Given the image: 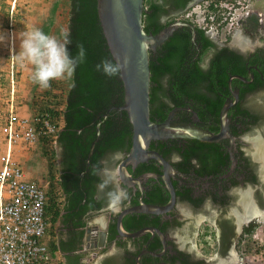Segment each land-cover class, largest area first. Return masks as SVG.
<instances>
[{"label": "trees", "instance_id": "1", "mask_svg": "<svg viewBox=\"0 0 264 264\" xmlns=\"http://www.w3.org/2000/svg\"><path fill=\"white\" fill-rule=\"evenodd\" d=\"M189 1L143 0L141 18L143 31L157 33L172 22ZM55 6L56 0L50 6L47 21H44L40 27L45 33L49 26L54 24ZM65 6L67 10L65 31L69 33L70 40L67 45L69 54L77 58L79 47L82 45L85 58L83 62L77 64L74 74L66 79L63 88L55 92L56 82H51V87L43 91V98H40L39 102H29V106L40 118L47 114L51 120L56 119L60 123L55 138V144L61 148L62 154L60 161L58 160L57 174L55 176L51 172V165L48 164L46 167L48 174L46 179H43L46 182L43 188L44 220L48 228L60 216L63 225L73 229L83 226V213L87 209L102 208L104 203L114 198L116 188L111 192L107 190L104 197L98 200L93 198L92 185L97 182L98 185H103L102 180L98 181L95 172L102 168L100 159L103 154L128 149L131 126L125 111L117 110V107L123 103V90L118 73L108 75L105 72L104 61L114 66L116 64L101 33L96 0H66ZM257 21V13L251 12L247 15V25L243 26L245 34L250 37L255 36ZM61 34L62 32L58 37ZM226 39L229 41L230 38ZM227 40L218 45L205 35L202 29L194 26L192 31L190 27L181 25L175 28L166 40L155 46L154 50L147 51L150 73L148 115L151 121H162L167 112L174 107H188L196 114L198 120L195 124L216 132L219 110L225 103V98H231L229 88L237 87L239 97L258 86L264 88V45H259L252 51L240 52L230 48ZM209 53L211 56L207 65L203 67L201 61ZM233 75H238L243 80L232 77L230 87L228 80ZM259 107L252 105L233 111L231 119L235 118L236 123L241 125L239 128L231 126L234 136L248 133L253 127H258L264 122V111ZM228 109L227 112L230 113ZM177 115L179 122H190L189 112L178 110ZM95 137L97 139L93 144L92 152L87 157L89 145ZM36 142L45 144L51 142V139L39 137ZM221 147L218 142L169 138L156 147V151L166 160L169 159L171 152L177 153L179 159L172 162L175 168L184 173L193 169L195 173L202 175L216 170L218 168L216 165L226 166L228 154ZM192 160L195 163H192ZM171 184L173 188L176 187L175 181ZM186 192L176 190L180 198L189 199ZM146 194L148 197L143 199L146 203L159 205L165 203L169 197L168 191L162 189L161 184L151 193ZM119 202L123 204L125 199ZM198 204L199 202L196 201L195 207ZM147 217L149 215L145 213H127L121 219V226L125 231L131 232L137 228L135 225L137 221H142L140 223L142 225L150 224L145 221ZM179 224V221L175 222L176 226ZM164 225H162L163 229ZM204 225L207 227L206 224ZM256 229L257 224L254 222L243 226L239 240L251 235ZM82 232L79 229L76 235L71 236L66 242L59 240L58 247L66 252L74 251L76 247L78 249ZM114 234L115 228L112 222L108 227V241L114 239ZM227 235L228 233L220 230L222 241L228 239ZM127 240L128 238L123 237L115 239L116 246L122 249L119 254L123 264L133 263L138 251L137 249L131 256L130 250L125 245ZM203 241L205 242L204 239ZM157 247L159 242L154 239L148 244L147 249L153 251ZM54 249L55 246H52L51 250ZM177 255L180 256L181 264H200L202 261L190 259L189 255L181 252H177ZM143 258L140 260L142 264L158 260L152 257ZM108 259H113V256L104 258L103 262L107 263ZM163 262L174 264L172 260L164 259Z\"/></svg>", "mask_w": 264, "mask_h": 264}, {"label": "flooded vegetation", "instance_id": "2", "mask_svg": "<svg viewBox=\"0 0 264 264\" xmlns=\"http://www.w3.org/2000/svg\"><path fill=\"white\" fill-rule=\"evenodd\" d=\"M191 2L192 0H190L188 4ZM187 5L185 6V8L187 7ZM246 18L245 20H243L242 26L247 25ZM177 19L179 18H174V20ZM259 28L260 24L258 22L255 32H258ZM241 29L243 30L242 32L245 33V30L242 27ZM238 41L239 40H234L232 44H227L230 48L236 49L241 52L242 49L240 48H243V41ZM210 56L211 53L207 54L205 58L202 59L201 63L203 67L207 65ZM229 89L231 98L226 97L225 102L234 101L233 94L236 93V100L232 105L229 106L228 109L231 112L226 113V116L228 118V130L230 135L233 137V141L232 143H230L227 138H222L216 141L220 146H222L221 148H223V150H225L228 154V161L226 166L216 165L218 167L216 170H213L212 172L210 171L209 173H205L202 175L195 173L193 169H190L189 171L184 173L172 165V162L177 161V159H179L177 153L171 152L168 160L164 158L172 168V174H170L169 176L170 181L171 183L172 181L176 182V187L173 188V190L175 189L174 203L170 209L163 213H145L149 215V217H147L145 221L150 224L142 225L140 224L142 221H137V224H135L137 225V228L133 231H137L143 228H152V230L146 229L138 236L132 238L127 237L128 240L126 241L125 245L130 250L131 256L132 253H135V251H137L138 249L134 256V262L129 264H137V261L139 264H142L140 260L143 258V256V259L148 257L158 259L157 261H152L151 263L149 262L147 264H166L163 262L164 259L172 260L174 264H181L179 262L180 256L177 255V252L189 255L190 259H201L202 261L200 262V264H210V262L211 264H214L218 263V261H223L221 262L222 264H233V259H231L232 256H230V251L233 250L235 254L237 253V249L239 248L238 245L241 241L239 240V237L242 231V227L248 225L251 222L257 223L259 220H261L258 218L260 216L257 215L248 218L247 221H244L246 219L243 218L244 220H242L241 218V216L244 215L246 213L245 211L248 209H250L251 211H253V208H257L259 210L264 209V163L261 162L260 158L258 157L257 151H254L253 145L251 149H243V144L246 143L244 142L242 137L245 136L247 133H244L239 136H234L232 134L231 126L239 128L241 125L240 123H236L235 118L231 119V115L233 114V111L238 108H248L247 100H254L257 102L264 100V88H259L258 86L252 91L243 94L242 97L238 96L239 90L237 87ZM117 110L122 109H120V107L118 106ZM178 110H185L191 114L190 122L181 123H197L198 119L195 121H193L192 119V112L194 111L189 109L188 107H174L167 112L166 117L169 112H171L172 114L170 116V120L174 122H179V115H177ZM217 125L219 127V118ZM165 140L150 139L147 148L156 151V147H158ZM130 143L128 144L127 150H124L122 152H111L103 154L100 159L102 168L98 169L95 172L98 181L102 180L103 185H98V182L92 185L93 198L98 200L101 197H104V194L107 190L108 192H111L116 188L114 198L104 203L102 208L87 209L83 213L84 224L81 227L83 229V232H86L89 235V239L86 241L87 245L91 243V249H96L97 251L102 252H105L110 245H112L114 248H117L116 255L113 256V259H108L107 263H104L101 260V264H123V259L119 254V251H122V249L118 248L115 242V239L122 237L116 236L115 233L114 239L110 241H108L107 239L108 227L112 222L114 223V217L116 213L123 208L137 205L140 201L146 203L143 200L148 197V194L146 193H151L154 188L158 187L160 184L162 189H166L161 176L163 172L162 167L154 159H147L146 161L138 162L134 166L127 164L124 168L126 173L134 179L138 178L139 183L135 181H130L126 185L122 186V183L118 180L117 175L114 171L117 165L125 158L127 152L130 149ZM56 147L58 148V160L60 161L62 157L61 148L55 144L54 148L56 149ZM191 162L195 163L194 160H192ZM176 190L181 192L184 191V193L185 191H187L186 194L189 199L180 198V194L177 195ZM122 199H125V202L123 204L119 202ZM226 199H228V201H226ZM113 201L115 203V207H118L116 211H112L111 208L108 206L109 203ZM196 201L199 202V204L195 207L194 203ZM206 205L212 206L214 207V209H217V215L214 216L212 214L213 211L211 210V208L205 207ZM104 207L105 213H107L106 224L103 228V230L106 231V238L104 247L99 248L97 247V226L88 223V221H90L93 215H95L97 212H100ZM188 209H191L194 212H200L203 217L204 224L207 225L204 234H201L202 239L205 237H211L213 239L214 255L212 258L208 259V261L205 260L203 257L199 256V254L194 251L193 247L190 246L191 239H189V237L186 238V236L184 235L179 240H177L179 237H175L176 240L174 241V238L172 236V233H174V230L177 227L175 225V222L180 221L178 219V216H180L181 212H185V210ZM249 212L250 211H247V213ZM196 218L197 216L195 214V216H192V220H187V224L189 225V231H187L186 234L188 236L192 234V225L195 224L194 221L196 220ZM220 223H222V225ZM162 225L165 226L164 229L162 228ZM132 226H134V223L132 224ZM220 230H223L224 233H228V239L226 241H224V239L223 241L220 239ZM157 231L163 235V241L160 240ZM154 239L158 240L159 247H157L153 251L147 249L148 244H150V242ZM141 240L142 242L140 243ZM235 248L237 249L235 250ZM221 255L224 256V259L222 260H220L221 257H219ZM104 258H106V256Z\"/></svg>", "mask_w": 264, "mask_h": 264}, {"label": "rangeland", "instance_id": "3", "mask_svg": "<svg viewBox=\"0 0 264 264\" xmlns=\"http://www.w3.org/2000/svg\"><path fill=\"white\" fill-rule=\"evenodd\" d=\"M210 1L212 0H192V2L187 5L185 10L176 15V18L184 17L185 14H189V20L192 23L197 24L195 21L196 18H199L203 13L206 12L205 6H207ZM228 1H239V3L235 5L236 8L240 10L238 16H240V14L245 11H248L249 13L260 12L262 18L261 23L264 26V0H216V2H221V4ZM53 2H55V0H0V125L10 103L13 105V108H15V111L19 115H28L33 113L29 106V102H39L40 98H43L42 94L45 89H41L38 84L34 83L33 66L27 61L21 62L17 58V55L20 51V40L23 38L24 34L33 30L34 28H40L44 21H47V17L50 12V6ZM65 3L66 0H56V6L54 8L53 15L54 24L49 26V29H47L48 31H46L47 34L58 37L60 32L65 31L67 20V10ZM217 15L219 16V14L216 13L215 17ZM231 28L234 29L229 30H232V32H230L229 41L226 39V28H217L216 37H211L209 33L206 34L211 37L212 40H214L218 45L222 44L223 42L225 43L226 40L228 44H232L234 40H239L238 42L241 40L243 41V48H240L242 51H252L256 45L259 46L260 44L264 43V35L258 39L256 36L250 37L249 35H244L242 33V29H239L237 23H233ZM245 42L247 44H245ZM66 79L67 78L52 81L56 82L57 85L55 92L65 86ZM261 101L259 103H255L254 100H249L247 104L249 107H252L253 105L254 107L258 108L260 106L259 108L264 111V100ZM263 130L264 122L243 136L242 139L246 143L243 144V149H251L253 145L255 151L257 147V142H255L256 139L258 138L260 140H264ZM258 147L264 153L263 145L258 144ZM14 148H16V153L18 154V162L20 163L21 167H24L23 171L26 175V178L34 180L37 184L44 188L46 186V182L43 181V179L48 174V172H46V167L48 164L51 165L50 170L56 176L58 167V148L56 147L55 149L52 147L51 142H47L45 144L39 142L25 145L19 144ZM205 207L211 208L213 211L212 214L214 216L217 215V209H214V207L209 205H206ZM116 208L118 209V207ZM246 211L251 210L248 209ZM262 211L264 212V210ZM104 214L106 215L105 211L97 213V215L100 216H103ZM195 214L197 218L194 221L195 224L192 225L193 231H191L192 234L188 236L186 234L187 231H189L187 220H192L191 218L192 216H195ZM244 216H246V213L241 216L242 220ZM178 219L180 220V224L176 227L174 233H172L174 241L176 240L175 237H179L177 239L179 240L185 235L186 238L189 237V239H191L190 246L193 247L194 251L199 254V256L203 257L207 261L208 259L212 258L214 255L213 239L211 237H205L203 238L205 242L202 239L201 234H204L206 227L204 225L201 213L188 209L185 210V212H181L180 216H178ZM256 224L257 229L251 235L245 236L240 241L238 249L235 248V250L237 249V253L235 254L233 250L230 251V256L233 257V264H264V221L259 220V222ZM259 246L263 247L259 248ZM116 252L117 249L110 245L105 252L100 254L105 253L107 256H114L116 255ZM104 256H100L102 261ZM219 257H221L220 260L224 259L223 255ZM221 262L223 261H218V263L214 264H222Z\"/></svg>", "mask_w": 264, "mask_h": 264}, {"label": "water", "instance_id": "4", "mask_svg": "<svg viewBox=\"0 0 264 264\" xmlns=\"http://www.w3.org/2000/svg\"><path fill=\"white\" fill-rule=\"evenodd\" d=\"M97 18L101 33L105 40L107 49L115 62L119 66L118 76L122 84L123 103L120 109L126 113L131 126L130 149L125 158L117 165L115 174L118 180L126 185L130 181L139 183L138 178H132L125 171L127 164L134 166L138 162L154 159L162 167V179L169 193L168 201L162 205L139 202L137 205L126 207L118 211L114 217V228L116 236L132 238L140 235L143 228L137 231H125L121 226V219L127 213H163L170 209L174 203V190L170 181L172 168L169 163L156 151L147 148L150 139L165 140L169 138H191L200 141L216 142L222 138H227L230 143L233 137L228 130L227 109L236 100V93L233 94L234 101H227L222 104L219 110V127L216 132L199 127L193 123H181L170 120L171 112L160 122H154L148 115V92H149V69L148 50H154L155 46L162 43L171 32L178 26H193L186 21L174 20L164 26L157 33H145L142 29L143 0H96ZM235 77L243 80L238 75ZM193 114V121L196 114ZM98 134V130L96 132ZM95 137L90 145L87 157L91 154ZM257 146L264 140L256 139ZM263 164V163H262ZM158 232V231H157ZM160 240L163 235L158 232ZM106 231L98 230L97 247L103 248L105 245ZM137 264L138 261H137Z\"/></svg>", "mask_w": 264, "mask_h": 264}, {"label": "built area", "instance_id": "5", "mask_svg": "<svg viewBox=\"0 0 264 264\" xmlns=\"http://www.w3.org/2000/svg\"><path fill=\"white\" fill-rule=\"evenodd\" d=\"M238 3H208L206 12L196 18V25L211 37H216L217 28L228 32L237 23ZM216 13L219 16L215 17ZM59 126V121L47 114L43 118L35 113L19 115L11 103L8 105L0 125V264H50L44 241L47 224L43 217V187L26 178L11 155L16 145L32 144L39 137H49L54 146Z\"/></svg>", "mask_w": 264, "mask_h": 264}, {"label": "clouds", "instance_id": "6", "mask_svg": "<svg viewBox=\"0 0 264 264\" xmlns=\"http://www.w3.org/2000/svg\"><path fill=\"white\" fill-rule=\"evenodd\" d=\"M212 1H210V5L213 3H218L216 2V0H212ZM248 14L249 12L247 11V14H241L239 16L237 20L239 29H241V27L243 28L242 26L243 20L245 17H247ZM257 16H258L257 22H259L260 28L258 32L255 33V36L258 39L263 37L264 35V26L261 23L262 21L261 13L257 12ZM178 18L181 19L182 21L189 22L193 27L196 26L197 28H200L196 24L192 23L189 20L188 16H186V14L184 17H178ZM233 29L234 28H232V30ZM232 30L226 33L227 37L230 38V32H232ZM203 32L205 35H207L204 30ZM243 34L248 36V34L245 33ZM68 37H69V33L67 31L62 32L61 36L57 37L55 35H49L45 33L40 28H34L33 30L26 32L23 38L20 40V51L17 55V58L21 62L27 61L33 66L34 68L33 81L34 83L38 84L41 89L50 88L51 82L54 80L70 78L74 74L77 64L79 62H83L85 58V50L83 46L81 45L79 47L77 58L71 57L67 47V45L70 43ZM209 38L212 40L211 37ZM212 41L216 43L214 40ZM245 44L247 43L245 42ZM262 44L264 45V43ZM241 52L244 51L241 50ZM103 64L106 74L115 75L118 73L119 66H114L108 61H104ZM253 128H257V126ZM52 147L54 146L52 145ZM258 218L261 219V221H264L262 218L260 217Z\"/></svg>", "mask_w": 264, "mask_h": 264}, {"label": "crops", "instance_id": "7", "mask_svg": "<svg viewBox=\"0 0 264 264\" xmlns=\"http://www.w3.org/2000/svg\"><path fill=\"white\" fill-rule=\"evenodd\" d=\"M11 158L12 160L16 162L19 161L18 154L16 153V151L15 153L13 152V154L11 155ZM23 168L24 167H22V169ZM108 206L111 208L112 211L117 210L116 208L117 206L115 207L114 201L110 202ZM101 211H105V207ZM61 213L62 212H60V214ZM97 213L93 215V217L90 219V221H88V223L93 224L94 226H97L96 228L98 230H103L106 224L107 217L105 214L103 216H100V215H97ZM79 229L83 231L82 227L71 229L70 227L64 226L62 222V218L60 216L55 220L53 224H51L50 227L47 228L45 236H44V241L47 243V246H48L50 264H101L102 259L100 258V256L103 257L105 255L107 257V254L105 253L100 254V253H103L102 251L91 249L90 248L91 243L87 245L86 241L89 239V235L86 232H82L81 243L78 249L76 247L74 251L66 252V251L61 250L58 247L59 240H62L65 242L68 241V239L71 238V236L76 235V231H78ZM52 246H55L56 249L51 250Z\"/></svg>", "mask_w": 264, "mask_h": 264}, {"label": "bare ground", "instance_id": "8", "mask_svg": "<svg viewBox=\"0 0 264 264\" xmlns=\"http://www.w3.org/2000/svg\"><path fill=\"white\" fill-rule=\"evenodd\" d=\"M259 147L258 146L256 147L257 155L260 158V160L264 163V153H263L262 150L259 149ZM261 153H263V154H261ZM256 215L260 216V217H262L264 219V212L262 210L257 209V208L256 209L253 208V211H250L249 213H247V211H246V216H244V219H246V220H244V219L243 220L247 221L248 218H250L252 216H256ZM231 259H233V257H231Z\"/></svg>", "mask_w": 264, "mask_h": 264}]
</instances>
